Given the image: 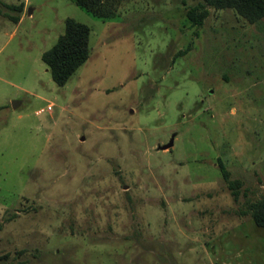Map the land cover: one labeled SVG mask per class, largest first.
I'll return each mask as SVG.
<instances>
[{
	"label": "rangeland",
	"instance_id": "374dc122",
	"mask_svg": "<svg viewBox=\"0 0 264 264\" xmlns=\"http://www.w3.org/2000/svg\"><path fill=\"white\" fill-rule=\"evenodd\" d=\"M202 1L0 0V264H264V20Z\"/></svg>",
	"mask_w": 264,
	"mask_h": 264
},
{
	"label": "trees",
	"instance_id": "16d2710c",
	"mask_svg": "<svg viewBox=\"0 0 264 264\" xmlns=\"http://www.w3.org/2000/svg\"><path fill=\"white\" fill-rule=\"evenodd\" d=\"M78 5L91 12L98 13L101 0H75ZM211 8L216 10L234 9L250 23L264 20V0H203L200 4L188 11V18L193 26H202L205 19L210 15ZM20 6L19 10L22 11ZM18 21V17H14ZM91 27L79 22L74 18L66 20V30L57 43L42 55L43 61L49 67L53 80L59 86H64L84 65L91 55ZM222 173L226 179L229 172L224 164H220ZM238 196L236 189L233 192ZM250 214L257 225L264 228V196L258 200L251 201L249 207L242 211Z\"/></svg>",
	"mask_w": 264,
	"mask_h": 264
},
{
	"label": "water",
	"instance_id": "95a60500",
	"mask_svg": "<svg viewBox=\"0 0 264 264\" xmlns=\"http://www.w3.org/2000/svg\"><path fill=\"white\" fill-rule=\"evenodd\" d=\"M30 12H31V10H30ZM19 104H20V103H19L18 101H14L13 106H14V107H17ZM173 145H174V139H172V141H171L170 143L166 144V145L163 147V149L171 148V147H173Z\"/></svg>",
	"mask_w": 264,
	"mask_h": 264
}]
</instances>
